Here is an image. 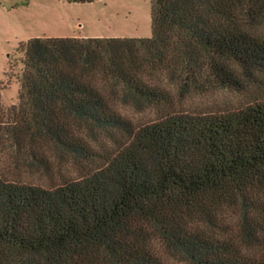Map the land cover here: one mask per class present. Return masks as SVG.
Returning <instances> with one entry per match:
<instances>
[{"label":"trees","instance_id":"16d2710c","mask_svg":"<svg viewBox=\"0 0 264 264\" xmlns=\"http://www.w3.org/2000/svg\"><path fill=\"white\" fill-rule=\"evenodd\" d=\"M23 48L0 264H264V0H151L150 38Z\"/></svg>","mask_w":264,"mask_h":264},{"label":"rangeland","instance_id":"374dc122","mask_svg":"<svg viewBox=\"0 0 264 264\" xmlns=\"http://www.w3.org/2000/svg\"><path fill=\"white\" fill-rule=\"evenodd\" d=\"M150 36L151 0H94L85 4L63 0H0V103L4 108L17 106L23 47L32 39H147ZM218 97L230 99L226 94ZM5 167L0 156V169ZM36 177L32 179L39 181Z\"/></svg>","mask_w":264,"mask_h":264}]
</instances>
